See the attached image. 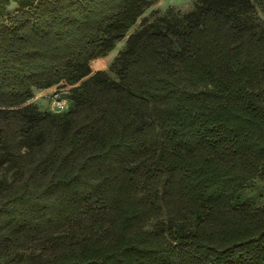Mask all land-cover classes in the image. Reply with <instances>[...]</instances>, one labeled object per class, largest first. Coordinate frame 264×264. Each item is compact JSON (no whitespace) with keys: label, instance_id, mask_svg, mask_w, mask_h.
I'll list each match as a JSON object with an SVG mask.
<instances>
[{"label":"trees","instance_id":"obj_1","mask_svg":"<svg viewBox=\"0 0 264 264\" xmlns=\"http://www.w3.org/2000/svg\"><path fill=\"white\" fill-rule=\"evenodd\" d=\"M153 2L0 0V264H264V0Z\"/></svg>","mask_w":264,"mask_h":264},{"label":"rangeland","instance_id":"obj_2","mask_svg":"<svg viewBox=\"0 0 264 264\" xmlns=\"http://www.w3.org/2000/svg\"><path fill=\"white\" fill-rule=\"evenodd\" d=\"M169 5H174L175 7L181 9V10H189L194 5V0H154V2L146 8L142 16H147L153 9L162 10L166 8ZM142 26V17L137 21L135 25L130 29V32L139 29ZM125 41V38L122 40H119L115 47L111 49L106 55L99 56L96 59L93 60L92 67L94 70L96 69H110V65L112 61L114 60L115 56L117 55L118 50L123 46ZM68 87H52L46 90H43L39 93V98H41L42 101L49 103L50 107H54V99L50 101L47 100V98L51 97V94L58 92V95L60 96L63 92L66 91ZM58 90V91H57ZM52 98V97H51ZM55 98V97H54ZM19 140L22 144H25V139L21 136L19 137ZM7 141L0 142V162H3V165L0 169V178L5 179H11L14 175V164L10 162L8 154L9 150L11 149V145ZM3 160V161H2ZM158 202H160V198H158Z\"/></svg>","mask_w":264,"mask_h":264},{"label":"built area","instance_id":"obj_3","mask_svg":"<svg viewBox=\"0 0 264 264\" xmlns=\"http://www.w3.org/2000/svg\"><path fill=\"white\" fill-rule=\"evenodd\" d=\"M58 93H55L54 98V107L56 110H64L68 107V102L66 99H58Z\"/></svg>","mask_w":264,"mask_h":264},{"label":"bare ground","instance_id":"obj_4","mask_svg":"<svg viewBox=\"0 0 264 264\" xmlns=\"http://www.w3.org/2000/svg\"><path fill=\"white\" fill-rule=\"evenodd\" d=\"M93 64V63H92Z\"/></svg>","mask_w":264,"mask_h":264}]
</instances>
